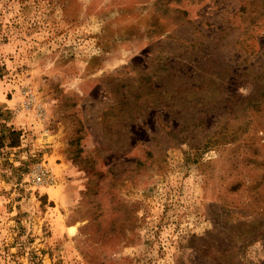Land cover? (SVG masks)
Returning <instances> with one entry per match:
<instances>
[{
  "label": "rangeland",
  "instance_id": "obj_1",
  "mask_svg": "<svg viewBox=\"0 0 264 264\" xmlns=\"http://www.w3.org/2000/svg\"><path fill=\"white\" fill-rule=\"evenodd\" d=\"M0 264H264V0H0Z\"/></svg>",
  "mask_w": 264,
  "mask_h": 264
},
{
  "label": "built area",
  "instance_id": "obj_2",
  "mask_svg": "<svg viewBox=\"0 0 264 264\" xmlns=\"http://www.w3.org/2000/svg\"><path fill=\"white\" fill-rule=\"evenodd\" d=\"M22 95L24 97L23 109L28 111L32 110L37 117L44 118L45 109L38 101L36 93L32 89H25L22 91ZM35 174L39 182L47 181L53 183L55 180L51 172L43 166L39 167L35 171Z\"/></svg>",
  "mask_w": 264,
  "mask_h": 264
},
{
  "label": "trees",
  "instance_id": "obj_3",
  "mask_svg": "<svg viewBox=\"0 0 264 264\" xmlns=\"http://www.w3.org/2000/svg\"><path fill=\"white\" fill-rule=\"evenodd\" d=\"M13 136H17V133L15 131H10L7 138L12 139Z\"/></svg>",
  "mask_w": 264,
  "mask_h": 264
}]
</instances>
